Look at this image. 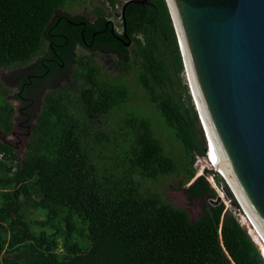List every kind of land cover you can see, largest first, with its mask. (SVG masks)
Wrapping results in <instances>:
<instances>
[{"label":"trees","instance_id":"16d2710c","mask_svg":"<svg viewBox=\"0 0 264 264\" xmlns=\"http://www.w3.org/2000/svg\"><path fill=\"white\" fill-rule=\"evenodd\" d=\"M63 3L0 0V67L28 63L55 43L65 44L62 54H73L78 29L67 42H45L49 32L64 33L67 21L84 20L67 16L54 25L58 17H51ZM99 15L94 23L86 22L87 41L104 22ZM123 18L128 34L136 35L131 61L139 90L102 76L92 53L77 56L69 82L43 95L21 163L0 141V264H263L239 221L241 209L219 175L213 174L231 206L206 202L192 221L165 192L141 186L140 181L166 177L176 178L173 188L188 182L195 173L194 157L204 155L205 140L181 77L164 0L128 4ZM90 46H106L121 58L127 51L109 35L94 37ZM41 62L36 65L42 67ZM29 72L21 74L22 81L31 80ZM135 94L170 128V137L161 131L157 137L143 117L113 119L117 114L111 113L123 112ZM12 113L0 91L2 132L9 131ZM103 115L118 128L108 131L94 121ZM187 190L205 200L217 195L202 175Z\"/></svg>","mask_w":264,"mask_h":264},{"label":"water","instance_id":"95a60500","mask_svg":"<svg viewBox=\"0 0 264 264\" xmlns=\"http://www.w3.org/2000/svg\"><path fill=\"white\" fill-rule=\"evenodd\" d=\"M145 1L125 0L121 17L126 4ZM164 3L207 150L264 244V0ZM22 153L16 155L19 163ZM166 193L193 213L181 190ZM191 215L189 221L197 217Z\"/></svg>","mask_w":264,"mask_h":264},{"label":"flooded vegetation","instance_id":"af4514ba","mask_svg":"<svg viewBox=\"0 0 264 264\" xmlns=\"http://www.w3.org/2000/svg\"><path fill=\"white\" fill-rule=\"evenodd\" d=\"M125 0H118L116 1V3H114V5L109 6V8L111 7H118V12L115 14V17L118 19L117 23L119 26V29H117V26H115V23L113 21H111L110 19L107 18V16L103 15L104 18V22L102 24L101 27H97L94 30L91 31L90 33V39L87 41L85 38V34L84 31L86 30V22H90V23H94L96 20H98L99 18V14L101 13L98 8L96 9L94 8V13L89 16H81L79 15V17L81 16L82 19L84 20H77V21H67L68 25H67V29L64 31V33L58 32V33H51L49 32L48 34V38L49 40H45L46 45H51L53 43H55L54 40L56 39H60V40H65L66 42L68 41V38H70L69 34L76 30L75 32H78V44H75L72 48V55H68V54H62L61 50L64 47L63 45H65L64 43L62 44H54V48L52 47V50L47 51L46 48H44V50L39 53L38 55L34 56L31 60L32 62H28V64L24 67V71L23 73L29 72L28 74H26V76L30 75L32 78L29 81H22V73L19 75H15L13 76V78L11 80H9V83L12 87V89H14V91L11 93V97L12 99H14L15 101H17L19 103V105L17 107H15L11 102V106L13 108V113L11 115V127L9 129V131L7 132H3L4 134H8L9 132H11V130H14V124L18 127V128H24V131L22 132V140L24 143L25 140V146L26 147V140L28 138V136L30 135V131H31V125L33 123V120L35 119V116L38 112L39 107L41 106V99L43 97V95L51 90H54L55 88L59 87L62 83H66V82H60L55 80V78L59 79L58 77H60L62 74H65V76L68 78V76L70 75L71 71H73V67L75 66L76 62V49L79 50H83L89 53H93V54H113L116 55L117 57L118 54L110 49H107L106 46H94L91 47V43L94 42V37H99L102 39H106L108 38V35L111 37V39L115 42L118 43L120 45L119 48L121 47H127L129 44H131L132 38L134 36H136L133 33L128 34L127 30H126V23L125 20L123 18V15L121 17L120 15V10L122 7V3ZM108 3V2H107ZM130 4H136V3H130ZM128 4H126L123 8V13H124V9ZM57 16L58 18L55 21L56 25L57 23H59V21H65L66 17L69 16L67 13L63 12V10L61 9H56L51 17V19ZM62 26H64V24H62ZM80 30H79V28ZM74 29V30H73ZM108 34V35H107ZM81 41V43L79 44V42ZM42 58V62H41V66L40 67V60H39V64L36 65L37 60ZM36 66H39L36 68ZM53 67L52 70L49 71V67ZM2 68V67H0ZM3 69V68H2ZM40 69H45L46 71V75L44 73L40 72ZM67 73V74H66ZM67 78H65V80H67ZM30 79V78H29ZM53 80V82H52ZM51 81V82H50ZM69 81V79H68ZM14 94H16V97H14ZM6 97V95H4V98ZM16 115V116H15ZM12 130V134L16 135L15 132H13ZM1 141V140H0ZM2 142V141H1ZM5 143V142H4ZM8 144V143H7ZM9 146H11V148L13 149V144H8ZM14 151V149H13ZM15 152V151H14ZM24 152V151H23ZM23 154V153H22ZM189 183H185L181 186H179L178 188H174V190H181L183 195L185 196V199L191 203L196 204V210H201L202 206L204 204L209 203V200H205L204 198H200L198 196H193L190 194V192L187 190ZM195 201V202H194ZM210 204V203H209ZM184 210V209H183ZM185 211V210H184ZM186 212V211H185ZM201 213V212H200ZM196 214L197 216L200 214ZM189 214H194V213H189ZM186 212L187 218L189 215ZM195 219V218H194ZM193 219V220H194Z\"/></svg>","mask_w":264,"mask_h":264},{"label":"rangeland","instance_id":"374dc122","mask_svg":"<svg viewBox=\"0 0 264 264\" xmlns=\"http://www.w3.org/2000/svg\"><path fill=\"white\" fill-rule=\"evenodd\" d=\"M116 1H118V0H116ZM61 5L62 6L58 9L63 10V12L67 13L71 17L72 16L79 17V15L89 17L95 11L93 7H95L96 9L98 8V10L101 13H103V15L107 16L108 19L113 21L115 23V26H117V29H119V26L117 23L118 19L115 17V14L118 12V7L109 8L108 7L109 4L107 3L106 0H64V3ZM109 6H111V5H109ZM83 55H89V52L76 49L75 58L77 56H83ZM131 55H132L131 44H129L127 46V51L125 53V56L122 58L117 57L116 55H113V54L106 55V54H99V53L98 54L92 53L91 56H92L94 63L99 66L102 76L104 75L105 77L109 78L110 80H114L115 82H119V80H123L126 83V85L128 86V89H135L136 91H138L139 89H137L138 85L135 82L134 66H133L132 61H131ZM29 62H32V60H30ZM27 64L28 63L20 64L18 67H9V68H3V69L0 68V91L2 92L3 95H6V97H5L6 101L9 103L11 102L15 107H17L19 105V103L17 101H15L14 99H12V97H11V93L14 91V89H12V87L9 83V80H11L13 78V76H15V75L17 76V75L23 73L24 67ZM72 73H73V71H71L68 78L65 76V74H62L60 77H58L59 79L55 78V80L59 81V83L60 82H66L67 83V82H69L68 79L70 80ZM181 77H182L183 81L185 82V84L187 85V81H186L184 71L181 72ZM65 78H67V80H65ZM123 81H121V82H123ZM52 82H53V80H52ZM187 89H188V92L190 95L188 85H187ZM130 95H131V91L129 90L128 96H130ZM190 98H191V95H190ZM150 111H152V108L149 109V107L147 105L145 106L144 104H142L139 97L136 96V94H135L133 99L130 102H128V104L124 107L123 112L116 110V111H113L111 113V115L117 114V116H113L114 117L113 119L115 121L118 120L119 118H122V114H126L127 116H138V117L146 118L147 120H149V124H150V127L152 128V130L154 132H156L157 137L161 138V132H163L162 136L168 135L170 137V135H169L170 128L166 127L164 125L163 121L157 117L155 112L152 113ZM94 121H96L97 124H100V126L104 125L105 128H108L111 125V118H109V116H107V115H103L102 117H100L99 120L98 119L96 120V117H95ZM119 125H120L119 123H116V126H111L110 128H108V131H110V129L115 128V127L118 128ZM12 130L8 134H4L0 130V140L4 139L5 141L9 142L10 144H13V149L15 151V154L20 155L21 151L23 152L25 150V147L23 146V140H22V132L24 131V128H18L14 124L13 132H15L16 135L12 134ZM203 138H204V136H203ZM205 143H206V141H205ZM205 162H206V160H204L201 156H195L194 157L193 166L195 167V173H194L193 177L187 183L191 182L193 180V178L196 177L197 174L199 175V173L201 171V167L202 166L204 167ZM205 169H207L208 172H210L209 171L210 167H208V168L206 167ZM203 175L206 176L207 173L204 172ZM213 178L216 181L217 177L213 176ZM140 184H141V186L145 187L146 189L149 188V189L161 192V193L165 192L166 198H168V200H170V202L174 206H178L177 204H174L172 202V199H171V196H174L173 195L174 193H171L172 195L170 197L166 193V190L168 188L174 189L173 187H171V185L176 184V178L166 177L163 179H157L155 181H144V182L140 181ZM217 196L220 197L219 201H222L225 208L231 206V204L229 203V200L226 198V196L224 194L220 195L219 193H217L216 197ZM212 200H214V199H212ZM185 204L186 205L188 204L191 212L194 213L191 215L192 217H194L196 214L199 213V211L196 210V204L191 203L190 201L189 202L187 201V203L185 202ZM237 215H239L240 222L243 225V227L245 228L246 232L249 233L250 237L253 239V235H255V232L252 229V227L250 226V224L248 223V221H247L246 217L244 216V214L242 213V211H241V213H237ZM261 247L264 250V245L262 243H261Z\"/></svg>","mask_w":264,"mask_h":264},{"label":"clouds","instance_id":"9594fccd","mask_svg":"<svg viewBox=\"0 0 264 264\" xmlns=\"http://www.w3.org/2000/svg\"><path fill=\"white\" fill-rule=\"evenodd\" d=\"M204 136V135H203ZM205 140V139H204ZM204 160H209V155H208V150H207V146H206V143H205V152H204V155L203 156H201ZM211 162V161H210ZM206 163L207 162H205V165H206ZM208 164V163H207ZM204 165V166H205ZM205 170H207V169H205V168H203L201 171H200V173H199V175H202L203 177H204V175H203V173L205 172ZM208 171V170H207ZM210 172H205V173H207V174H210L211 176H212V178H213V174H215V175H219L222 179H223V177H222V174L217 170V169H215L214 168V166H213V169L212 168H210V170H209ZM196 176H198V174L196 175ZM205 178V177H204ZM206 180V179H205ZM213 180H214V178H213ZM207 181V180H206ZM215 181V180H214ZM208 184H209V182H208ZM210 185V184H209ZM211 186V185H210ZM212 187V186H211ZM213 188V187H212ZM214 189V188H213ZM215 190V189H214ZM239 221H240V219H239ZM241 223V222H240ZM248 235H249V233H248ZM249 237H250V235H249ZM251 238V237H250ZM251 240L255 243V241L251 238ZM256 244V243H255ZM256 246H257V248H258V251H259V254H260V256H261V258H262V260H263V264H264V256L262 255V252L260 251V249H259V247H258V245L256 244Z\"/></svg>","mask_w":264,"mask_h":264},{"label":"bare ground","instance_id":"6f19581e","mask_svg":"<svg viewBox=\"0 0 264 264\" xmlns=\"http://www.w3.org/2000/svg\"><path fill=\"white\" fill-rule=\"evenodd\" d=\"M208 155H209V160L206 159V162L208 163V165H210V161H211V164L215 167V169H217L222 175L223 172L221 170V167L219 164H217L218 162L214 159V157L212 156V152H211V147L209 148V151H208ZM252 234V233H251ZM255 235H253V240L255 241V243L258 245L260 251L262 252V255L264 256V253L262 251V247H261V243L263 244V242L258 238V237H255ZM264 245V244H263Z\"/></svg>","mask_w":264,"mask_h":264},{"label":"built area","instance_id":"2783aa9c","mask_svg":"<svg viewBox=\"0 0 264 264\" xmlns=\"http://www.w3.org/2000/svg\"><path fill=\"white\" fill-rule=\"evenodd\" d=\"M206 167H207V168L210 167V168L213 169V165L211 164V162H210V165H208V164L206 163V165H205L204 167L202 166V167H201V170H202L203 168H206ZM204 177H205V179L207 180V182H209V184L215 189V191H216L217 193H219L220 195L223 194L220 184H219L218 182L214 181L213 178H212V176H211L210 174H207V175L204 176Z\"/></svg>","mask_w":264,"mask_h":264}]
</instances>
